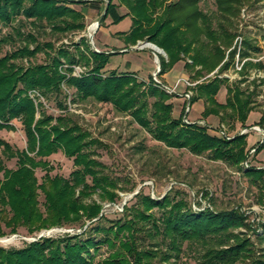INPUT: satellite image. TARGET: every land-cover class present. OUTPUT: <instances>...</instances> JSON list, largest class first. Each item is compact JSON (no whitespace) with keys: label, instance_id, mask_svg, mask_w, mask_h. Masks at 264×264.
<instances>
[{"label":"trees","instance_id":"1","mask_svg":"<svg viewBox=\"0 0 264 264\" xmlns=\"http://www.w3.org/2000/svg\"><path fill=\"white\" fill-rule=\"evenodd\" d=\"M85 2L72 0L71 4ZM106 2L99 25L106 18L116 24L129 16L130 28L122 34L124 45L127 47L144 39L163 50L167 61H160V74L176 62L188 59L184 67L193 70L192 77H189L191 80L212 72L218 65V74L228 68L230 60L223 61L224 53L238 35L234 26L240 19L241 9L247 4L264 5V0H214L216 13L211 16L199 8L200 0ZM119 7L126 12L119 14ZM83 18L80 10L73 9L62 0H0V29L5 27L9 30L0 37V45H18L0 57V130H13V121H16L26 137V145L20 150L0 139V236L15 233L19 228L30 234L52 226H77L83 217L91 218L98 210L96 205L84 203L92 192L100 190L99 197L103 200L116 198V194L107 190L115 188L116 183L102 174L104 166L92 158L93 153L89 151L92 146L102 144L89 139V135L68 114L54 118L42 111L41 117L35 119L36 108L29 91H36L46 99L52 96L55 99L61 96L60 83L66 81L67 87L73 88L80 99L92 98L111 105L116 111L129 112L153 139L168 148L186 149L193 155L207 152L210 159L237 169H241L240 164L246 159L247 135H239L240 129L233 127L231 138L226 139L208 132L211 126L207 124L185 125L180 117H171L172 105L167 102L169 96L164 90L149 85L143 92L140 90L143 81L138 82L133 74L127 72H111L102 77V70L115 53L94 52L89 48L83 52L76 46L72 54L65 48L55 49L49 41H39L46 28L57 36L83 30ZM26 25L30 28L26 29ZM242 46V58L249 57L252 50L258 51L247 39H242ZM39 53L45 60L36 63L33 60ZM234 53L235 48H232L228 58L233 59ZM63 58L69 65L84 62L90 66L88 74L65 79L59 70ZM23 61L27 62L26 66H23ZM253 66L264 68L261 63L246 61L240 72L246 76ZM226 82L216 76L197 85L189 105L202 99V117L216 116L220 126L223 121L232 120V125L238 123L240 127L247 128L248 115L256 108L253 100L255 88L248 91L238 83L225 87V101L219 103L215 96ZM147 98L153 99L148 115L145 113ZM56 103L60 110L66 112L65 105L60 101ZM53 118L54 124L51 125ZM257 124L264 126V109ZM263 147L260 144L254 150L258 152ZM57 149H61L68 158L74 157L75 169L68 178L49 176L50 168L42 161ZM3 159H15L16 167L6 168ZM38 167L46 170L40 183L34 173ZM244 175L250 183L264 190V169L249 167ZM40 194L43 196L42 209L38 201ZM141 206L143 210L132 208L130 216L134 222L150 220V229L144 236L149 239L147 247L143 244L144 237L137 239L136 232L140 231L135 229L132 219L121 225L116 222L108 228L98 225L97 221L78 237L44 238L20 249L0 247V264H94L93 256L99 245H106L112 252L98 264H177L183 243L199 247L201 264H264V254L255 255L249 239L234 232L241 227L255 230L232 209L194 212L186 201L173 202L169 195L158 202L143 197ZM153 207L162 209L159 219H151V214H145ZM124 231L128 234L120 237ZM261 231L262 236L258 240L264 243V225H261ZM92 232L101 236L98 241L91 237ZM172 257L175 258L174 263L170 262Z\"/></svg>","mask_w":264,"mask_h":264},{"label":"rangeland","instance_id":"2","mask_svg":"<svg viewBox=\"0 0 264 264\" xmlns=\"http://www.w3.org/2000/svg\"><path fill=\"white\" fill-rule=\"evenodd\" d=\"M67 5H70L73 9H81L83 13L88 11L93 12L92 17L84 16V29L81 31H75L66 33L63 35L51 34L49 28L45 29L44 37H41L39 41H49L53 44L55 49L65 48L70 53L74 54L76 46L79 47V51L85 52L89 48H93L97 51H104L109 53H115V55L109 58L108 64L101 72V76L105 77L111 72L123 73L127 72L133 74L138 82H142L140 90L147 91V86L156 87L158 90L163 89L157 84H164L160 74V61L166 62V54L158 48L156 45L147 42L146 40H138L133 45L125 46L124 37L119 36L122 47H118L122 52H116L117 47L111 45L110 39L105 30L108 28L106 23H111V19L106 18L98 27L94 30H90L92 24L100 18L101 12H103L104 3L106 0H85L86 4H71L72 0H62ZM79 1V0H73ZM99 4L98 12L92 9L94 3ZM88 3V4H87ZM115 3V2H114ZM80 5H83L82 7ZM199 8L207 14L213 16L216 13V7L214 0H200ZM124 8L119 7V14L125 11ZM120 22V21H119ZM118 22V23H119ZM127 22H122L116 26L108 29V34L122 31L125 29ZM16 24V23H14ZM112 24V23H111ZM26 29L30 26L26 25ZM8 28L2 27L0 29V37L7 33ZM94 31V32H93ZM105 32V33H104ZM234 32L238 33L237 37H240V43L235 42L233 39L232 45L224 53V60H230L228 68L221 74L217 73L219 65L210 73L202 75L201 77L191 80L193 70H187L184 67V62H189L188 59L180 60V64L183 65L182 71L186 74L189 82L194 83L190 87H185L180 83L176 88V94L170 95L167 102L171 103L172 111L171 117L181 118V121L186 119L187 123H197V119L200 120L201 110L196 105V101L188 106V111L185 112V106H187L188 100L183 97V94L190 92L189 100L194 97V88L197 85L204 84L210 81L213 77H219L225 79L227 82L220 89L221 95L217 98L224 103L226 98L225 87L233 86L236 83L242 89L248 88V91L255 88V95H253L255 111L250 115V119L245 122V125L250 127L252 125H258L257 121L260 117V112L264 109V72H261V68L256 66L248 69L251 74L260 70L259 77L253 79L246 78L241 72H237L234 69V60L236 55H239V59H243L240 56L242 46V39L249 40L254 47H257L258 51H250L251 57H257L261 54L264 55V5L263 4H247L241 9L240 19H238L234 26ZM92 34L91 38L90 35ZM107 36V37H106ZM147 42V43H146ZM13 46L9 43L0 45V57L13 50ZM235 47V53L233 59L228 58V52ZM240 49L237 52V48ZM131 48H133L131 50ZM147 51L146 54H139L138 57H142L149 63L148 75H140L138 72H133L128 69L125 64L126 58L129 57L130 61L134 54V51ZM128 52V54H122ZM76 58V56H75ZM44 55L39 53L33 60L36 63L43 62ZM138 62V60H135ZM27 62L23 61V66H26ZM146 62L141 60V67ZM255 64V63H254ZM73 65V64H72ZM66 60L61 59L59 65L60 73L68 78H79L88 74L90 66L80 61L75 63L79 67V76H72L70 74L71 66ZM159 65V67H158ZM134 70L139 69L135 65H131ZM130 66V67H131ZM69 69V71H66ZM170 70V69H168ZM167 70V71H168ZM80 71H82L80 73ZM165 71L164 73H166ZM258 73V72H257ZM77 75V74H76ZM249 75L248 73L246 74ZM143 76V77H142ZM173 84H167L166 86H173ZM66 82V81H65ZM64 81L60 83L61 96L53 99L52 96L49 99L43 98L36 91H29L28 95L33 100L36 108L35 119L40 118L41 112L49 114L56 118L59 115L68 114L71 119L79 126L83 131L89 135V139L99 141L102 145L98 147L92 146L89 151H92V158L99 161L103 166L102 174L107 175L111 180L116 183L115 188L107 189L109 192L116 194V198L113 201L103 200L99 197L100 190L91 193L90 197L84 200L86 205H96L98 210L91 218H82L77 226L72 224L64 226H52L49 228H42L26 233L24 229L19 228L15 233L5 234L0 236V247L2 248H15L20 249L25 244H29L40 239H56L65 236H81L92 223L108 228L113 226L116 222L119 225L132 219L130 211L132 208H138L143 210L141 202L143 197H149L153 201H161L165 195H169L173 199V202L183 199L188 203V206L194 212L209 209L211 211L232 209L239 213L244 222L248 224L252 230L246 228H238L234 230L235 233H241L252 243L253 251L255 255L264 254V243H259L258 237L262 236L261 225H264V190L256 187L248 178L244 175V172L249 167L264 169V147L260 151H253L259 144V135L255 132H249L246 134V159L240 164L241 169H237L235 166L228 165L221 161H214L209 158L208 153L201 155H193L186 149L174 150L168 148L163 143L156 141L152 138L150 133L140 127L129 112L116 111L111 105L99 103L92 98L80 99L75 94L73 88L67 87ZM168 82V81H167ZM30 92L33 95H30ZM57 101H60L66 106V112L60 110L57 106ZM147 108L145 113L151 112V103L153 99L147 98ZM54 118L51 121V125L54 124ZM205 119L206 117H202ZM199 125L207 124L210 127L208 132L220 136L219 132L222 129L223 133L230 135L234 129H242L239 124L232 125V120L223 121V128H219L220 125L212 122L198 121ZM13 130H0V139L7 142L12 148L23 149L26 145V137L22 130L21 125L13 121ZM260 127V126H259ZM264 131V126L260 127ZM217 130V131H215ZM88 140V138H87ZM264 145V143H263ZM88 151V150H87ZM2 158V157H1ZM40 159V158H37ZM74 157L68 158L61 149H57L49 156L42 158V161L47 163L49 167L48 175L53 177L59 175L63 178H68L69 174L75 169L73 163ZM3 162L8 169H14L15 159L4 160ZM37 182L40 183L46 174V170L38 167L34 171ZM264 181V179H263ZM40 209H42L43 196L40 194L38 197ZM141 206V207H140ZM129 212V213H128ZM162 209L153 207L145 212L146 215L151 214V219H159L162 215ZM133 226L140 232H136V237H144L146 232L150 229V220L142 221L138 220L134 222ZM128 233L123 232L125 236ZM91 237L94 241L100 239V235L92 232ZM145 238V237H144ZM149 241L145 238L143 243L146 247V243ZM92 252V250H90ZM112 252L106 245H99L98 250L93 256V263L98 264L103 259L108 257ZM199 247L188 246L187 243L181 245V251L178 256L177 264H201L199 260ZM171 263L175 262V258L170 259ZM235 264H244L243 262H237Z\"/></svg>","mask_w":264,"mask_h":264},{"label":"crops","instance_id":"3","mask_svg":"<svg viewBox=\"0 0 264 264\" xmlns=\"http://www.w3.org/2000/svg\"><path fill=\"white\" fill-rule=\"evenodd\" d=\"M94 1V0H93ZM98 1V0H97ZM86 4V3H85ZM88 4V3H87ZM104 5H105V3H104ZM81 7L83 6V5H80ZM92 8H94V9H92V10H94V11H97L98 12V9H99V4L96 2V3H94L93 4V6H92ZM104 8V7H103ZM78 10H80L81 11V13L82 14H84V16H86V18L87 17H92L93 16V12H90V11H88L87 13H83V11L81 10V9H78ZM124 10V9H123ZM126 11H124L123 13H121V14H124ZM101 14H102V12H101ZM122 22H127L126 23V26H125V29L124 30H122L121 32L120 31H117V32H114V33H112L111 34V36H109V34H108V29H110V28H112V27H114V26H116L117 24H121ZM106 25L108 26V28L105 30V34H107V36L109 37V38H111L110 39V42H111V45H113V46H115V47H122V43L120 42V39H119V36H122V34L123 33H125V32H127L128 30H129V28H130V25H131V20H130V17L129 16H125L119 23H116V24H111V23H106ZM106 36V37H107ZM123 48V47H122ZM116 51L117 52H122V51H120V49L118 48V49H116ZM146 54L147 53V51H134V54L133 55H131L132 56V59L134 60V62L133 61H130L131 59H129V57L128 58H126V65H127V67H128V69L129 70H131V71H133V72H138L140 75H143V76H145V75H148V74H150L149 73V63H147V61L148 60H146V59H144V58H142V57H138V55L139 54ZM122 54H128V52H123ZM135 60H138V62H135ZM141 60H143V61H145L146 63L143 65V67H141V64H140V62H141ZM149 62V61H148ZM131 65H135L136 67H139V69H135L134 70V68L131 66ZM131 66V67H130ZM182 68H183V65H181L180 64V62L178 61V62H176L174 65H173V67L172 68H170V70H168L166 73H163L162 75H161V78H162V80H163V82H164V84H173L174 83V81L176 80V79H181V78H183V79H185V78H187V76H186V74L182 71ZM142 76V77H143ZM168 81V82H167ZM166 85H164V86H166ZM221 92H222V90L220 89L219 91H218V93L216 94V96H215V98H216V100L219 102V103H223L222 101H219L218 100V96L219 95H221ZM196 105L197 106H199V111L201 110L202 111V109H203V100L202 99H199V100H197L196 102ZM201 113V112H200ZM252 113V112H251ZM250 113V114H251ZM250 115H248V118H247V120L246 121H248L250 118ZM200 120H202L203 122H212V123H219V119L216 117V116H212V115H210V116H207L205 119H203L202 117H200ZM199 119H197L196 121L198 122V121H200ZM217 123V124H218ZM218 125H220V124H218ZM246 127L248 126V123H247V125H245ZM248 137V136H247ZM247 139V138H246Z\"/></svg>","mask_w":264,"mask_h":264},{"label":"built area","instance_id":"4","mask_svg":"<svg viewBox=\"0 0 264 264\" xmlns=\"http://www.w3.org/2000/svg\"><path fill=\"white\" fill-rule=\"evenodd\" d=\"M95 30V29H94ZM240 37H236L235 38V42H234V46H235V44H236V42H238V43H240ZM233 46V48H235ZM237 49V52H239L240 51V49L238 48V47H236ZM246 61H250V62H252V63H255V64H257V63H261L262 65H263V67H264V55L263 54H261V55H259V56H257V57H251V56H249V57H247V58H243V59H239V55L237 54L236 55V57H235V60H234V69L237 71V72H240L241 70H242V67H243V65H244V63L246 62ZM71 71H70V74L72 75V76H76V77H78L79 76V67H77V65H72L71 66ZM264 72V68H263V70H261V72ZM82 71H80V73H81ZM258 72V73H257ZM256 73H249L248 72V76L246 75L245 77L246 78H248L249 76H250V78H254L255 76L256 77H259V73H260V70H258ZM77 74V75H76ZM264 77V76H263ZM157 82V84L167 93V94H170V95H175L176 94V88H177V86L178 85H180V83H182V85H184L185 87H190V86H192L194 83H191V82H189L187 79H183V78H181V79H178L176 82H175V84L173 85V86H164V85H161L158 81H156ZM32 93H34V92H30L29 94L30 95H33ZM35 94V93H34ZM189 95H190V92H186V93H184L183 94V97L185 98V99H187L188 100V102H189ZM188 111V107L187 106H185V112H187ZM183 122H185V123H187L188 121H186V119H184L183 120ZM197 123H199V122H197ZM199 124H202V123H199ZM220 128H223V126L221 125L220 126ZM223 130L222 129H220V131H218L219 132V134L220 135H222L223 137H225L226 139H229V138H231V134L230 135H226V133L224 132H222ZM249 132H255V133H257L258 135H259V144H263L264 143V131L259 127V126H257V125H252V126H250V127H247V128H242V129H240L239 131H238V134L239 135H241V134H248ZM254 151V149H252L251 150V152H253ZM261 231V230H260Z\"/></svg>","mask_w":264,"mask_h":264},{"label":"water","instance_id":"5","mask_svg":"<svg viewBox=\"0 0 264 264\" xmlns=\"http://www.w3.org/2000/svg\"><path fill=\"white\" fill-rule=\"evenodd\" d=\"M106 4H107V2H105V7H104V9H103V12H102V14H101V16L104 14V12H105V9H106ZM101 16H100V18H101ZM100 18L95 22V29L98 27V25H99V23H100ZM94 32V31H93ZM91 36H92V34L90 35V38H91ZM147 43V42H146ZM131 49H133V48H131ZM92 51H94V52H99V51H97V50H95L94 48H93V50ZM158 67H159V65H158ZM189 106V102H187V107Z\"/></svg>","mask_w":264,"mask_h":264},{"label":"bare ground","instance_id":"6","mask_svg":"<svg viewBox=\"0 0 264 264\" xmlns=\"http://www.w3.org/2000/svg\"><path fill=\"white\" fill-rule=\"evenodd\" d=\"M95 29V24H92L90 30Z\"/></svg>","mask_w":264,"mask_h":264}]
</instances>
